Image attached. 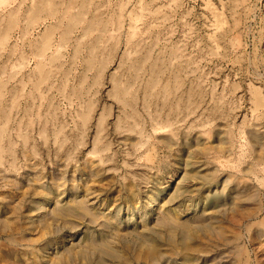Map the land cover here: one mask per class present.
<instances>
[{
    "label": "rangeland",
    "instance_id": "1",
    "mask_svg": "<svg viewBox=\"0 0 264 264\" xmlns=\"http://www.w3.org/2000/svg\"><path fill=\"white\" fill-rule=\"evenodd\" d=\"M72 1L0 0V264H264V0Z\"/></svg>",
    "mask_w": 264,
    "mask_h": 264
},
{
    "label": "bare ground",
    "instance_id": "2",
    "mask_svg": "<svg viewBox=\"0 0 264 264\" xmlns=\"http://www.w3.org/2000/svg\"><path fill=\"white\" fill-rule=\"evenodd\" d=\"M76 2V1H75ZM38 3L40 4V1H38ZM48 2H44V1H42L41 2V4L42 5H44V4H47ZM70 3H73V1L72 0H70ZM74 4V3H73ZM76 4V3H75ZM69 5V4H68ZM77 5V4H76ZM67 6V5H66ZM73 7L72 6V4L71 5H69V8H71V7ZM67 9H68V6H67ZM122 86V85H121ZM156 93V92H155ZM263 109V103L261 102V101H259V102H255L254 103V105H253V112H255V113H258L259 111H261ZM210 119V118H209ZM212 119V118H211ZM164 122V121H163ZM159 127V126H158ZM164 128V127H163ZM157 129H159V128H157V127H155L154 128V130H157ZM200 133V132H199ZM200 134H203V133H200ZM227 134H229L228 132H225L224 133V138H222V139H227L228 138V136H226ZM250 136H251V141L253 142V144H255L256 142H257V140L259 141V139H263L264 140V135L262 136L258 131H257V129H251L250 130ZM1 137V136H0ZM230 142V141H229ZM250 146V145H249ZM254 146V145H253ZM252 148V147H251ZM0 149H2L1 147H0ZM145 149V148H144ZM204 149V151H208L209 149H210V147L209 148H206V147H204L203 148ZM215 151H217L218 153H222V154H226V153H228L229 152V149H228V146L225 148V147H223V148H217V149H214ZM231 151V150H230ZM253 152V151H252ZM251 152V153H252ZM210 153V152H209ZM231 153V152H230ZM139 154V153H138ZM213 154V153H212ZM216 154V153H215ZM223 156V155H222ZM229 157V156H228ZM145 159V158H144ZM255 160H256V157L254 158ZM211 160H212V162H213V164L215 165V168H213L212 170L210 169L209 170V172H208V175H209V177H208V182H210L212 179H213V173L214 172H216V170H217V166H222L223 165V161H222V157H221V154H218V155H213L212 157H211ZM225 160V159H224ZM257 160H259L258 158H257ZM147 162H149V160H146ZM146 162V163H147ZM211 162V161H210ZM263 163V162H262ZM155 164V163H154ZM208 165V164H207ZM236 166V165H235ZM248 167L246 168V169H243V173L244 174H248V173H255V162L254 163H249V165H247ZM1 173V172H0ZM236 173H238V172H236ZM127 174V173H126ZM219 174V173H218ZM244 177V176H243ZM228 185H231V184H233V187H234V189L237 191V193H236V196L234 197V201L236 202V204L238 205H236L235 204V206L239 209V210H241V208H243L244 206H246V202L247 203H250V204H254L255 202H256V199H255V194H253V189H252V187L250 186V185H248V186H242V187H240L239 185L241 184L242 185V182H241V180L240 179H235V180H233V181H231V180H228L227 182H226ZM148 205H149V208H151L152 206H153V204L151 203V202H148ZM243 206V207H242ZM41 209H42V215H44V213L46 212V210L48 209V206L46 205V204H43L42 206H41ZM73 209H71V208H69V209H65V211L66 212H69V213H66L64 210H59V211H57L56 213H54L53 215V220H52V222H57V223H59L60 221H62V222H65L66 221V216H69V214L70 213H72L73 211H72ZM215 219V218H214ZM203 220H205V219H203ZM213 221H215V222H218V220H213ZM204 222H206V220L204 221ZM254 227V226H253ZM256 227V226H255ZM218 228V230H216V229H214L215 230V232H218L217 234L221 237L220 238V240H222L223 242H224V244H223V247L225 248V251H226V249L228 248L227 246H229V244L230 245H232V251L230 250L229 251V253H231V254H233V256L234 257H238L239 255H241V253H242V250H240V248L239 247H237L236 245H234L235 244V242L238 240V234L236 233V232H233L232 234H231V236H227L224 232H223V230L221 231V228H220V226H218L217 227ZM249 230H250V227H249ZM18 241H20V240H18ZM229 249V248H228ZM221 253H222V251H220L219 253H218V255L220 254L221 255ZM230 254V255H231Z\"/></svg>",
    "mask_w": 264,
    "mask_h": 264
}]
</instances>
